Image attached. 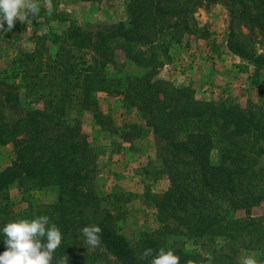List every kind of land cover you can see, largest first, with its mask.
<instances>
[{
    "label": "trees",
    "instance_id": "1",
    "mask_svg": "<svg viewBox=\"0 0 264 264\" xmlns=\"http://www.w3.org/2000/svg\"><path fill=\"white\" fill-rule=\"evenodd\" d=\"M212 1L128 0L129 20L96 39L75 26L66 38L51 32L49 40L59 44L52 53L38 45L20 52L0 80V145H10L15 154L0 171V226L47 215L62 234L51 264L65 256L69 264H150L152 256H143L147 248L153 256L158 249L171 250L179 264H243L245 258L237 250L264 249V214L255 213L264 204V184L252 180L256 155L264 147V65H255L249 76L261 95L245 103L200 97L190 84L179 88L156 75L171 57L170 45L203 28L195 14ZM239 2L229 13L228 47L257 61L261 56L252 34H264V0ZM56 11L53 0L47 12L55 19ZM202 34L209 36L208 30ZM116 48L142 67L134 83L108 75ZM19 88H24L23 95ZM75 90L81 91L79 104L93 113L98 109L94 93L100 90L134 99L143 109L147 125L165 141L163 160L170 179L155 205L161 218H174L176 226L166 223L156 235L145 234L134 245L120 232L118 208L104 206L93 183L92 145L67 115ZM27 99L40 100L43 107H29ZM8 104L19 109L17 117L5 113ZM216 147L220 155L213 161ZM12 186L56 189L58 199L50 206L17 210L10 198ZM92 224L101 228L100 243L87 250L81 229ZM186 240L196 245L227 243L234 253L205 259ZM4 250L0 242V252ZM255 260L264 264V255Z\"/></svg>",
    "mask_w": 264,
    "mask_h": 264
},
{
    "label": "rangeland",
    "instance_id": "2",
    "mask_svg": "<svg viewBox=\"0 0 264 264\" xmlns=\"http://www.w3.org/2000/svg\"><path fill=\"white\" fill-rule=\"evenodd\" d=\"M52 1L38 0L37 19L33 18L27 24L17 21L10 32L0 31V80L11 71L20 52L36 45L49 49L48 54L54 52L59 44L51 43V32L66 38L72 28L78 26L96 39L112 25L129 20L128 0H57L59 18L55 19V14L47 12ZM239 1L213 0L200 7L195 15L203 28L173 42L169 48L170 59L157 68L156 75L179 88L190 84L196 95L204 98L227 103L257 99L261 90L251 83L249 76L255 65H264V34L258 30L252 34L257 55L261 56L257 61L233 52L227 43L229 13L240 7ZM205 30L209 32L208 37L202 34ZM112 56L107 67L109 76L123 78L129 85L143 73L142 67L120 48L114 49ZM17 91L23 95L24 88ZM94 94L97 113L79 104L82 102L81 91L75 90L74 105L69 107L67 115L81 126V134L86 135L92 145L95 154L93 183L103 196L102 204L118 208L120 232L134 245L145 234L156 235L166 223L177 225L174 218L163 220L155 205L156 198L170 185L163 160L165 141L152 132V127L147 125V116L134 99L101 90ZM25 102L31 108L43 107L40 100L27 99ZM4 110L10 117L18 116L19 109L10 104L4 106ZM261 144L264 146V142ZM14 155L10 145H0V171L12 162ZM219 155V147H216L211 152V159L215 161ZM256 159L252 180L263 185L264 147ZM10 198L17 210H26L31 206L55 204L58 191L51 188L21 190L12 186ZM255 213L264 214V204L256 208ZM186 242L199 248L205 259L232 252L227 243L204 241L196 245L192 240ZM237 253L255 259L264 255V249H239Z\"/></svg>",
    "mask_w": 264,
    "mask_h": 264
},
{
    "label": "clouds",
    "instance_id": "3",
    "mask_svg": "<svg viewBox=\"0 0 264 264\" xmlns=\"http://www.w3.org/2000/svg\"><path fill=\"white\" fill-rule=\"evenodd\" d=\"M39 11L38 0H0V31L10 32L17 21L27 24L33 18L37 19ZM48 14L51 15L50 12ZM100 232L101 228L95 224L81 229L87 250L99 245ZM61 241L59 228L50 222L47 215L7 222L0 226V242L5 248L0 252V264H51L53 253ZM152 251L147 248L143 252L144 257L152 256L150 264H179V257L171 250L158 249L154 256ZM59 264H69L67 256L62 257ZM243 264H257V261L246 257Z\"/></svg>",
    "mask_w": 264,
    "mask_h": 264
}]
</instances>
